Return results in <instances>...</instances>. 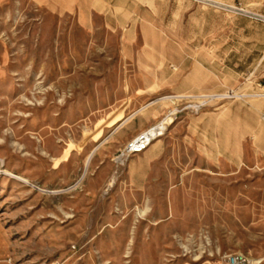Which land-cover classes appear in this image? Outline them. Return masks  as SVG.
<instances>
[{
  "label": "rangeland",
  "instance_id": "374dc122",
  "mask_svg": "<svg viewBox=\"0 0 264 264\" xmlns=\"http://www.w3.org/2000/svg\"><path fill=\"white\" fill-rule=\"evenodd\" d=\"M0 171V264H264V0H0Z\"/></svg>",
  "mask_w": 264,
  "mask_h": 264
},
{
  "label": "built area",
  "instance_id": "2783aa9c",
  "mask_svg": "<svg viewBox=\"0 0 264 264\" xmlns=\"http://www.w3.org/2000/svg\"><path fill=\"white\" fill-rule=\"evenodd\" d=\"M148 132H144L136 137L131 143H129L127 150L130 153H140L145 151L150 146V139L148 138ZM229 264H255L254 260L249 256L238 253L228 256Z\"/></svg>",
  "mask_w": 264,
  "mask_h": 264
},
{
  "label": "bare ground",
  "instance_id": "6f19581e",
  "mask_svg": "<svg viewBox=\"0 0 264 264\" xmlns=\"http://www.w3.org/2000/svg\"><path fill=\"white\" fill-rule=\"evenodd\" d=\"M144 132H146V131H144ZM144 132H142V133H144ZM147 132H148V135H149V136H148V138L150 139V141H151V142H153V139H152V136H151V133H150V131H147ZM142 133H141V134H142ZM141 134H140V135H141ZM137 137H138V136H137ZM150 145H151V143H150ZM93 152H94V151H93ZM93 152L90 154V156H89L88 160H89V159L92 157V155H93ZM0 172H1V171H0ZM5 173H7V174H12V173H9V172H7V171H6ZM15 177H17V178H19V179H22V180H23V178H21V177H19V176H15ZM122 237H123V236H122ZM132 240H133V239H132ZM132 240H130V241L132 242ZM254 263H255V262H254Z\"/></svg>",
  "mask_w": 264,
  "mask_h": 264
}]
</instances>
